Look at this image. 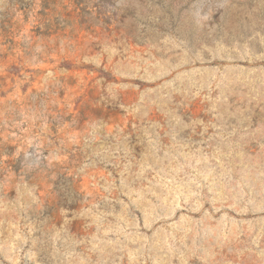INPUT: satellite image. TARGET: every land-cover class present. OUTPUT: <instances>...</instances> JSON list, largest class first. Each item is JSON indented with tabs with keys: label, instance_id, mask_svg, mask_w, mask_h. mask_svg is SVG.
Instances as JSON below:
<instances>
[{
	"label": "rangeland",
	"instance_id": "obj_1",
	"mask_svg": "<svg viewBox=\"0 0 264 264\" xmlns=\"http://www.w3.org/2000/svg\"><path fill=\"white\" fill-rule=\"evenodd\" d=\"M0 264H264V0H0Z\"/></svg>",
	"mask_w": 264,
	"mask_h": 264
}]
</instances>
